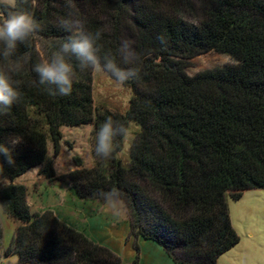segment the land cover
I'll list each match as a JSON object with an SVG mask.
<instances>
[{
  "label": "trees",
  "instance_id": "trees-1",
  "mask_svg": "<svg viewBox=\"0 0 264 264\" xmlns=\"http://www.w3.org/2000/svg\"><path fill=\"white\" fill-rule=\"evenodd\" d=\"M40 30L17 43L19 72L0 56V71L20 81L21 98L0 113V143L12 151L14 166L0 171L4 212L22 225L5 255L18 264H123L111 248L62 222L53 211L33 214L28 189L16 180L40 168L50 183L68 179L84 200H122L130 234L160 245L178 264H218L241 241L234 230L227 197L264 190V0H16ZM63 21L79 22L86 32L101 31V55L110 51L121 67L139 68L131 108L114 114L95 106L93 69L75 75L71 95H51L33 67L50 59L69 32ZM131 42L125 64L122 43ZM232 57L223 68L190 76V61L210 52ZM15 56L13 58H15ZM140 126L125 167L117 157L107 165L76 170L58 178L55 159L64 143L63 128L95 124L107 117ZM11 140L18 141L11 144ZM52 148V155L50 151ZM111 196H101L109 193ZM3 233L0 228V242ZM0 246V262L2 260Z\"/></svg>",
  "mask_w": 264,
  "mask_h": 264
},
{
  "label": "clouds",
  "instance_id": "clouds-1",
  "mask_svg": "<svg viewBox=\"0 0 264 264\" xmlns=\"http://www.w3.org/2000/svg\"><path fill=\"white\" fill-rule=\"evenodd\" d=\"M69 35L60 48L46 59L33 67L38 74L39 84L51 95L68 96L73 89L74 66L70 62L72 57L79 62L81 70L92 68L110 75L115 82L123 86L126 82L139 79V68L121 67L116 57L110 52L101 55V31L86 32L79 22L63 21L61 25ZM40 24L34 16L26 10L18 8L16 0H0V56L10 61L9 72H19L23 67L20 58L15 53L17 43H26L40 30ZM121 54L125 64L132 63L131 42L122 43ZM15 56V58H13ZM20 81L13 80L4 71H0V113H7L13 104L21 98L18 90ZM129 136L128 127L111 116L107 117L96 134L95 154L97 157L110 158L118 147L117 138L125 139ZM18 141L11 140V144ZM4 162L14 166L12 151L4 143H0V171L4 169ZM112 192L100 193L101 196H111Z\"/></svg>",
  "mask_w": 264,
  "mask_h": 264
},
{
  "label": "rangeland",
  "instance_id": "rangeland-1",
  "mask_svg": "<svg viewBox=\"0 0 264 264\" xmlns=\"http://www.w3.org/2000/svg\"><path fill=\"white\" fill-rule=\"evenodd\" d=\"M234 63L231 56L218 52H210L190 61L187 72L190 76L223 68ZM93 87L95 106L100 110H108L114 114H126L131 108L134 96L133 89L126 85H118L110 75L93 69ZM140 126L132 122L129 136L123 140V147L117 153L125 167L131 164L133 143L140 132ZM64 143L60 155L55 159L58 178L67 176L76 170L74 158H80L86 168H95L99 162L107 165L110 158L97 157L95 154V124L77 128H64ZM52 148L50 155H52ZM35 178L26 181L30 187ZM59 184L72 187L68 179H58ZM62 195V194H61ZM99 201L105 206V212L114 223L129 219V212L122 200L109 199ZM230 219L240 243L220 260V264H264V190L252 189L244 192L239 200L227 197ZM1 228V227H0ZM133 239V237H132ZM123 248H125L123 244Z\"/></svg>",
  "mask_w": 264,
  "mask_h": 264
},
{
  "label": "crops",
  "instance_id": "crops-1",
  "mask_svg": "<svg viewBox=\"0 0 264 264\" xmlns=\"http://www.w3.org/2000/svg\"><path fill=\"white\" fill-rule=\"evenodd\" d=\"M55 169L57 173L56 162ZM30 178H35L32 187L26 183ZM15 183L27 187L28 204L33 214H42L51 210L62 222L84 232L96 243L111 248L122 258L123 264H130L135 259V239H128L130 234L129 219L114 223L112 217L105 212V206H102L99 201L79 198L72 187L67 189V186H61L58 180L50 183L40 175V168L29 171L18 178ZM21 225V222L4 212L0 200V227L3 233L0 242L3 257L0 264H18L19 257L17 255L7 256L5 252L10 247ZM137 243L141 248V264H178L157 243L143 238H138ZM123 244L125 248H123ZM223 256L219 258L218 264Z\"/></svg>",
  "mask_w": 264,
  "mask_h": 264
}]
</instances>
